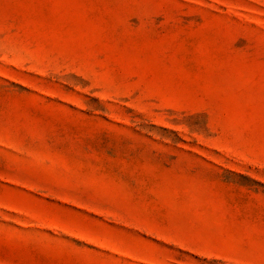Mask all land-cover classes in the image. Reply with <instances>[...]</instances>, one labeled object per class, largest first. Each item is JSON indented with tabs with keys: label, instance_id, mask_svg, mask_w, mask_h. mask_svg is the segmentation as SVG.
Returning a JSON list of instances; mask_svg holds the SVG:
<instances>
[{
	"label": "rangeland",
	"instance_id": "374dc122",
	"mask_svg": "<svg viewBox=\"0 0 264 264\" xmlns=\"http://www.w3.org/2000/svg\"><path fill=\"white\" fill-rule=\"evenodd\" d=\"M0 264H264V0H0Z\"/></svg>",
	"mask_w": 264,
	"mask_h": 264
}]
</instances>
